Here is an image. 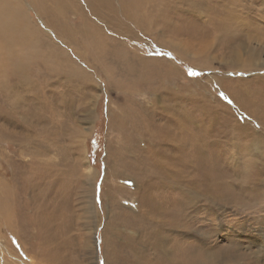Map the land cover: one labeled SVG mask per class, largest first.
I'll use <instances>...</instances> for the list:
<instances>
[{
    "label": "rangeland",
    "instance_id": "1",
    "mask_svg": "<svg viewBox=\"0 0 264 264\" xmlns=\"http://www.w3.org/2000/svg\"><path fill=\"white\" fill-rule=\"evenodd\" d=\"M1 3L0 264H264V0Z\"/></svg>",
    "mask_w": 264,
    "mask_h": 264
},
{
    "label": "bare ground",
    "instance_id": "2",
    "mask_svg": "<svg viewBox=\"0 0 264 264\" xmlns=\"http://www.w3.org/2000/svg\"><path fill=\"white\" fill-rule=\"evenodd\" d=\"M133 1H136V0H133ZM7 3V2H6ZM131 3V2H130ZM11 5H8V4H3V3H1V5H0V27L3 29V31L5 32V33H8V34H12L13 32H14V30H15V25L17 26V23H16V21H14V10H13V8H11L10 7ZM60 8V7H59ZM61 10V9H60ZM66 11V10H65ZM117 21V20H116ZM13 22H14V24H13ZM2 32V31H1ZM0 32V33H1ZM3 34V33H2ZM4 37V36H3ZM13 40V39H12ZM4 41V40H3ZM12 41H10V43H11ZM1 47V46H0ZM13 47V46H12ZM12 47L11 46H9V45H7V46H5V47H3L2 48V52L3 53H5V52H7V53H9L10 55H11V53L13 54V52H12ZM14 49V48H13ZM16 51V50H15ZM7 53H5V54H2V55H4L3 56V58H4V62L2 63V62H0L1 64V66H0V76L3 74V73H5L6 74V72L8 71V73L10 72V74L11 73H18V74H20V75H22L23 77L25 76V73H24V71H26V70H24L23 72H22V70H23V66H22V64L24 65V61L26 60V56L27 55H21V56H19L18 58H16L15 59V61L14 62H12V63H10L11 61H10V59H11V57H9L8 55H6ZM12 57H14V55L12 56ZM3 60V59H2ZM251 62V61H250ZM7 68V69H6ZM6 70V71H5ZM9 75V74H8ZM2 77V76H1ZM3 78V77H2ZM3 82V81H2ZM24 82V81H23ZM0 84H3V83H0ZM15 87V86H14ZM13 96V95H12ZM141 159V158H140ZM140 162V161H139ZM88 169V173L89 172H91V167H88L87 168ZM127 172V171H126ZM86 173V172H85ZM86 174L85 176V178H86V180H87V182H88V180L90 179V175L89 174ZM84 174V173H83ZM92 174V173H91ZM45 176V175H44ZM46 177V176H45ZM164 177V176H163ZM207 177V176H206ZM84 178V177H83ZM86 181H85V185L83 186V187H85V189L87 190V192H90L91 191V199H93V196H92V190H93V188L91 189V185H90V183L88 182L87 183ZM48 183V182H47ZM50 184V183H49ZM55 186V185H54ZM80 186H82V184L81 183H79L78 184V186L76 187V189H78ZM49 187V186H48ZM51 188H53V187H51ZM74 191H75V189H74ZM188 193V192H187ZM79 195V194H78ZM80 196V195H79ZM82 196V195H81ZM90 199V198H89ZM191 200V199H190ZM83 201V200H82ZM82 204V203H81ZM63 206H65V205H63ZM185 208V207H184ZM84 209H85V211H87V213H90V210L92 209V203H91V201H87V203H86V205H85V207H84ZM90 209V210H89ZM148 210H146V214L147 215H152V214H156V215H160V216H165L166 214H168V213H166V212H164V210H155V209H151V208H147ZM83 210V209H82ZM168 212V211H167ZM1 214V213H0ZM171 215V214H170ZM159 218V217H158ZM149 221V220H148ZM150 222V221H149ZM48 223H49V221L47 220L46 222L45 221H40L39 220V222H38V224H40L41 225V227H42V225L43 224H45V229L46 230H43V227L41 228L40 227V229H42L43 230V232L44 231H49L48 229H49V227H48ZM148 223V222H147ZM152 223V222H151ZM151 223H148V224H151ZM155 224V223H154ZM148 226V225H147ZM150 226V225H149ZM152 226V225H151ZM150 226V227H151ZM149 228V227H148ZM168 228H169V225H166V224H159V225H155V226H153L152 227V229H148L149 231L147 232L148 234H147V236H150V238L149 239H151L153 242H152V246H153V249H154V252L156 253V255H157V257L160 259L159 261L157 260V261H155V263H157V264H161L163 261H162V259L163 258H166L167 260H168V262H169V264H183V263H185V262H182V261H180V260H175L173 257H175L174 256V253H173V249L172 248H170V245L168 244H166V242H167V237H168V235H167V230H168ZM145 230H147V229H145ZM145 232V231H144ZM143 232V233H144ZM143 237V236H142ZM90 238V237H89ZM148 238V237H147ZM50 239H52L53 241H54V237H51V235L50 234H46V236L45 235H42V234H40V241L37 243V248H30V247H26L25 246V248L23 247L22 248V252H25V254L27 253V252H30L31 250L32 251H34V253L36 252V255L38 256V261H40V262H42V263H44V264H63V263H65V260H64V257H63V253H62V248H61V246L58 244V243H53V245L52 246H49L50 244H49V241H51ZM143 239V241H144V238H142ZM148 239V240H149ZM150 240V241H151ZM143 243V242H142ZM141 246L142 245H138V247H140V249H141ZM20 247V246H19ZM177 247V246H176ZM143 250V249H142ZM186 251V250H185ZM145 253V252H144ZM177 253V252H176ZM151 254H152V251H151ZM150 256V255H149ZM137 257L139 258H137L138 260H141V250H139V248H138V253H137ZM151 257V256H150ZM149 257V258H150ZM30 258H31V256H30ZM188 258V257H187ZM186 258V259H187ZM32 259V258H31ZM37 259V258H36ZM178 259V258H177ZM145 260V259H144ZM193 260V259H192ZM215 260V259H214ZM27 261H29V259L27 260ZM38 261L37 262H35L34 260L32 261V260H30L29 261V263L30 264H38ZM143 261V260H142ZM162 261V262H161ZM185 261V260H184ZM188 261V260H187ZM151 262V261H150ZM190 262V261H189ZM215 263H217V262H215ZM23 264H25V263H23ZM152 264H153V262H152ZM186 264V263H185ZM193 264H198L197 262H195V263H193ZM213 264V263H212Z\"/></svg>",
    "mask_w": 264,
    "mask_h": 264
}]
</instances>
